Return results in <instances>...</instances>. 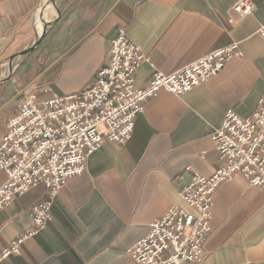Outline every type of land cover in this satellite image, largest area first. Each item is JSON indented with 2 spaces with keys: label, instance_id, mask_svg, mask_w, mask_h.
Segmentation results:
<instances>
[{
  "label": "crops",
  "instance_id": "crops-1",
  "mask_svg": "<svg viewBox=\"0 0 264 264\" xmlns=\"http://www.w3.org/2000/svg\"><path fill=\"white\" fill-rule=\"evenodd\" d=\"M239 0H0V142L27 93L39 99L82 91L110 55L119 27L147 59L134 75L146 86L156 71L172 73L210 51L240 41L243 56L190 91L162 90L149 99L125 144L106 141L85 171L67 179L51 219L20 253L1 264H138L128 249L176 204L196 174L212 175L224 160L212 135L232 109L248 117L264 94V0L239 17ZM49 22V30L30 47ZM38 20V27H37ZM7 175L0 168V187ZM40 184L0 210V254L32 228L30 209L43 202ZM201 264H264V189L242 175L214 194L212 233Z\"/></svg>",
  "mask_w": 264,
  "mask_h": 264
},
{
  "label": "built area",
  "instance_id": "built-area-1",
  "mask_svg": "<svg viewBox=\"0 0 264 264\" xmlns=\"http://www.w3.org/2000/svg\"><path fill=\"white\" fill-rule=\"evenodd\" d=\"M254 10L252 0H239L233 6L239 17ZM257 33L264 41V24ZM241 56L240 41H235L172 73L156 71L146 86L137 87L134 75L147 57L128 37L126 28L119 27L107 61L82 91L46 99L27 93L8 119L0 142V168L7 175L0 187V210L40 184L47 195L30 209L32 228L2 251L0 264L10 254L20 253L22 243L47 225L54 197L69 177L85 171L92 153L106 141L125 144L132 138L136 117L149 99L162 90L182 95L215 76L230 59ZM212 140L223 165L210 176L196 174L181 191L186 206L174 204L150 223L147 234L128 249L138 264H201L212 233L217 188L242 175L264 189V94L248 117L227 110Z\"/></svg>",
  "mask_w": 264,
  "mask_h": 264
},
{
  "label": "water",
  "instance_id": "water-1",
  "mask_svg": "<svg viewBox=\"0 0 264 264\" xmlns=\"http://www.w3.org/2000/svg\"><path fill=\"white\" fill-rule=\"evenodd\" d=\"M50 2L52 4H54V5H56L55 0H50ZM49 25H50L49 22H45L42 34L38 37V39L34 42V44L31 45L30 47L24 49L23 51L14 54L11 58H13L15 56L26 55V54L32 52L34 49H36L40 45V43L42 42L43 38L45 37V35H46L47 31H48Z\"/></svg>",
  "mask_w": 264,
  "mask_h": 264
},
{
  "label": "bare ground",
  "instance_id": "bare-ground-1",
  "mask_svg": "<svg viewBox=\"0 0 264 264\" xmlns=\"http://www.w3.org/2000/svg\"><path fill=\"white\" fill-rule=\"evenodd\" d=\"M43 12L42 13H40V19H41V21H42V23H43V27H44V19H43ZM43 27H42V31L40 32V34H42V32H43Z\"/></svg>",
  "mask_w": 264,
  "mask_h": 264
},
{
  "label": "rangeland",
  "instance_id": "rangeland-1",
  "mask_svg": "<svg viewBox=\"0 0 264 264\" xmlns=\"http://www.w3.org/2000/svg\"><path fill=\"white\" fill-rule=\"evenodd\" d=\"M37 27H38V20H37ZM48 30H49V27H48ZM41 34L38 35V37L40 36ZM38 39V38H37Z\"/></svg>",
  "mask_w": 264,
  "mask_h": 264
}]
</instances>
